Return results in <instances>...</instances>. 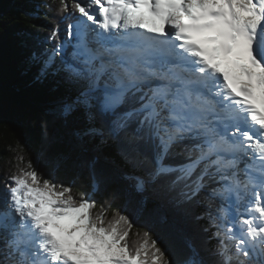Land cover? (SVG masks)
<instances>
[{
	"label": "snow or ice",
	"instance_id": "6c2138e0",
	"mask_svg": "<svg viewBox=\"0 0 264 264\" xmlns=\"http://www.w3.org/2000/svg\"><path fill=\"white\" fill-rule=\"evenodd\" d=\"M71 8L67 39L57 26L55 46L31 57L67 130L45 166L69 182L16 157L0 197V264H264V0ZM161 207L204 223L171 254L149 231L132 246L133 217L167 225Z\"/></svg>",
	"mask_w": 264,
	"mask_h": 264
},
{
	"label": "trees",
	"instance_id": "16d2710c",
	"mask_svg": "<svg viewBox=\"0 0 264 264\" xmlns=\"http://www.w3.org/2000/svg\"><path fill=\"white\" fill-rule=\"evenodd\" d=\"M73 2L66 0L68 10L60 11L61 0H0V197L6 191V184L10 183L8 177L16 170L18 155L23 156L25 162L31 159L44 178L56 183L69 182L60 174L50 173L45 166L47 152L64 147L58 138L65 136L67 130L51 115L55 95L46 83L35 78L37 69L31 57L33 53L55 46L57 41L50 39V35L57 26L60 39H67V25L79 17L78 13L72 12ZM46 120L51 123L46 124ZM111 159H115L114 154ZM102 165L112 174L110 178H117L111 161H102ZM81 191H87L82 182L73 187V194L78 195ZM110 191L111 188L93 197L97 201L96 211L101 203L108 207ZM119 203V200L112 201L109 216ZM157 207L158 202L150 197L148 209ZM160 211L168 215L167 225L161 226L150 215L133 217L135 226L129 236L132 246L143 232L149 231L152 238L158 239L160 246L171 254L179 248L194 224L199 227L204 223L193 222L179 209L161 207ZM199 238L204 239L202 234Z\"/></svg>",
	"mask_w": 264,
	"mask_h": 264
},
{
	"label": "rangeland",
	"instance_id": "374dc122",
	"mask_svg": "<svg viewBox=\"0 0 264 264\" xmlns=\"http://www.w3.org/2000/svg\"><path fill=\"white\" fill-rule=\"evenodd\" d=\"M78 19V18H77Z\"/></svg>",
	"mask_w": 264,
	"mask_h": 264
}]
</instances>
